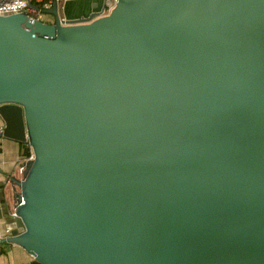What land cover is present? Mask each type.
Wrapping results in <instances>:
<instances>
[{
  "label": "water",
  "instance_id": "obj_1",
  "mask_svg": "<svg viewBox=\"0 0 264 264\" xmlns=\"http://www.w3.org/2000/svg\"><path fill=\"white\" fill-rule=\"evenodd\" d=\"M113 1L0 15V138L33 152L0 244L39 264H264V0Z\"/></svg>",
  "mask_w": 264,
  "mask_h": 264
},
{
  "label": "crops",
  "instance_id": "obj_2",
  "mask_svg": "<svg viewBox=\"0 0 264 264\" xmlns=\"http://www.w3.org/2000/svg\"><path fill=\"white\" fill-rule=\"evenodd\" d=\"M113 3V0H61L58 14L64 20H78L92 13H106ZM3 125L0 116V126ZM22 145L12 139L0 138V238L8 234L7 220L11 218L15 206L18 188L8 180L11 176H18L17 168L22 164L24 157ZM0 250V264H32L35 261L15 244H0Z\"/></svg>",
  "mask_w": 264,
  "mask_h": 264
},
{
  "label": "built area",
  "instance_id": "obj_3",
  "mask_svg": "<svg viewBox=\"0 0 264 264\" xmlns=\"http://www.w3.org/2000/svg\"><path fill=\"white\" fill-rule=\"evenodd\" d=\"M53 2L57 4V11L59 13L61 0H34L33 3L31 0H0V15L25 12L31 17L39 18V14L43 12L42 10L50 9ZM30 3H32L34 6H30ZM21 4L23 6H21ZM2 129L3 127L0 126V133L2 132ZM26 145L28 146V154L23 157L22 164H20L17 168L18 178L22 177L25 169V162L33 158L31 147L28 144ZM15 217L16 215L14 211H12L11 218Z\"/></svg>",
  "mask_w": 264,
  "mask_h": 264
},
{
  "label": "rangeland",
  "instance_id": "obj_4",
  "mask_svg": "<svg viewBox=\"0 0 264 264\" xmlns=\"http://www.w3.org/2000/svg\"><path fill=\"white\" fill-rule=\"evenodd\" d=\"M39 18L41 20L50 22L51 18H52V15L50 13H47V12H42V13L39 14Z\"/></svg>",
  "mask_w": 264,
  "mask_h": 264
},
{
  "label": "trees",
  "instance_id": "obj_5",
  "mask_svg": "<svg viewBox=\"0 0 264 264\" xmlns=\"http://www.w3.org/2000/svg\"><path fill=\"white\" fill-rule=\"evenodd\" d=\"M31 2L33 3L34 0H31ZM22 147H23V156L27 155L28 154V146L26 145V143H22ZM32 264H39L38 262L36 261H33Z\"/></svg>",
  "mask_w": 264,
  "mask_h": 264
},
{
  "label": "clouds",
  "instance_id": "obj_6",
  "mask_svg": "<svg viewBox=\"0 0 264 264\" xmlns=\"http://www.w3.org/2000/svg\"><path fill=\"white\" fill-rule=\"evenodd\" d=\"M21 6H23V5L21 4Z\"/></svg>",
  "mask_w": 264,
  "mask_h": 264
}]
</instances>
